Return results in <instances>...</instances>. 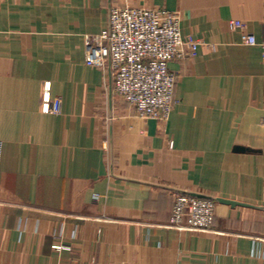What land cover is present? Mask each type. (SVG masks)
<instances>
[{
	"label": "crops",
	"instance_id": "obj_1",
	"mask_svg": "<svg viewBox=\"0 0 264 264\" xmlns=\"http://www.w3.org/2000/svg\"><path fill=\"white\" fill-rule=\"evenodd\" d=\"M114 6L177 11L201 43L169 63L166 122L85 63ZM176 190L264 206V0H0V264H264V211L180 231Z\"/></svg>",
	"mask_w": 264,
	"mask_h": 264
},
{
	"label": "built area",
	"instance_id": "obj_2",
	"mask_svg": "<svg viewBox=\"0 0 264 264\" xmlns=\"http://www.w3.org/2000/svg\"><path fill=\"white\" fill-rule=\"evenodd\" d=\"M231 26L244 30L241 21H233ZM242 36L245 44H257L253 35ZM200 44L194 36L182 33L177 11L114 6L108 29L84 36V59L88 66L103 71L109 62L115 96L140 118L166 122L178 104L175 89L179 73L171 71L169 63L195 56ZM61 112L62 100L57 98L48 107V113ZM216 207L212 200L177 194L170 224L180 231H209Z\"/></svg>",
	"mask_w": 264,
	"mask_h": 264
},
{
	"label": "water",
	"instance_id": "obj_3",
	"mask_svg": "<svg viewBox=\"0 0 264 264\" xmlns=\"http://www.w3.org/2000/svg\"><path fill=\"white\" fill-rule=\"evenodd\" d=\"M176 192L178 194H185V195H188V196H191V197H195V198L212 200V201H214L216 203L229 205L232 208H235L237 206H241V207H247V208H252V209H257V210L264 211V206H258V205H254V204L239 202V201L225 199V198H220V197H210V196H206V195H202V194L186 192V191H181V190H176Z\"/></svg>",
	"mask_w": 264,
	"mask_h": 264
}]
</instances>
